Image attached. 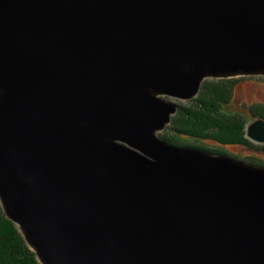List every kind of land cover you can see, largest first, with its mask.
I'll use <instances>...</instances> for the list:
<instances>
[{"label":"water","instance_id":"95a60500","mask_svg":"<svg viewBox=\"0 0 264 264\" xmlns=\"http://www.w3.org/2000/svg\"><path fill=\"white\" fill-rule=\"evenodd\" d=\"M250 75L264 0H0L4 213L41 264H264V167L159 136Z\"/></svg>","mask_w":264,"mask_h":264},{"label":"trees","instance_id":"16d2710c","mask_svg":"<svg viewBox=\"0 0 264 264\" xmlns=\"http://www.w3.org/2000/svg\"><path fill=\"white\" fill-rule=\"evenodd\" d=\"M238 80L207 79L196 98L185 101L186 103L177 101L179 105L177 113L159 136L175 146L199 149L211 154L227 155L223 150L188 144V139L214 141L223 146L251 147L256 156L239 159L264 167V144L253 142L247 135L248 123L264 119V104L250 107L249 117L243 112L224 110L230 104V90ZM0 264H40L18 227L6 217L1 202Z\"/></svg>","mask_w":264,"mask_h":264},{"label":"rangeland","instance_id":"374dc122","mask_svg":"<svg viewBox=\"0 0 264 264\" xmlns=\"http://www.w3.org/2000/svg\"><path fill=\"white\" fill-rule=\"evenodd\" d=\"M235 78L239 79V80H238V82L235 83V85H233V89L230 90V104L228 105V107L226 106L224 108V110L226 112L227 111L243 112L247 117H249L250 114H249L248 109L250 107L258 105V104H264V79L262 78V76H254V75L241 76V77H235ZM210 79L220 80V79H231V78H210ZM172 101H174V100H172ZM177 101H179V100H175L174 102L178 103ZM181 102L186 103L185 101H181ZM251 123H253V122H251ZM251 123H248V126ZM247 135H248V127H247ZM248 138H249V136H248ZM250 140H252V139H250ZM252 141L255 143H258L254 140H252ZM187 143L191 144L193 146H202V147L211 148V149L223 150L228 156H231V157H234L237 159H239V158L244 159L248 156H256V153L252 150L251 147H244V146H238V145H224L223 146V145H218L214 141H205V140L203 141V140H197L194 138L188 139ZM259 144H264V143H259ZM18 229H19V227H18ZM19 231H20V229H19ZM20 233H21V231H20ZM22 236L25 239L23 234H22ZM25 241H26V239H25ZM26 243H27V241H26ZM27 245L29 246L28 243H27ZM29 248L32 250V248L30 246H29ZM36 257H37V255H36ZM37 260L39 261L38 258H37ZM39 263H40V261H39Z\"/></svg>","mask_w":264,"mask_h":264}]
</instances>
